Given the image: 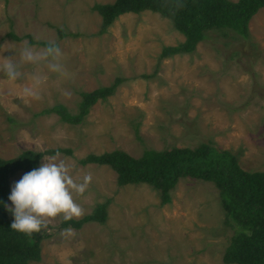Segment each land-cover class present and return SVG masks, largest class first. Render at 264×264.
I'll return each instance as SVG.
<instances>
[{"label": "rangeland", "instance_id": "obj_1", "mask_svg": "<svg viewBox=\"0 0 264 264\" xmlns=\"http://www.w3.org/2000/svg\"><path fill=\"white\" fill-rule=\"evenodd\" d=\"M113 1L0 0V45L14 42L19 49L26 36L34 42L35 37L53 39L65 67L75 74L70 80L49 74L43 99L26 103L20 93L32 67L25 66L24 78L16 82L0 73V157L12 158L24 149H70L59 153L73 165V175L93 176L76 202L86 215L106 201L102 223L62 228V216L53 219L39 241L40 259L28 264H224L232 231L223 225L210 182L181 178L170 201L160 204L150 186H118L109 166L78 161L114 149L138 157L146 148L209 142L228 150L243 170L264 171V7L249 18L245 38L230 30H207L192 51L160 58L161 48L181 43L182 34L149 10L123 13L99 32L101 19L92 6ZM115 78L120 83L113 94L98 99L77 123L39 114L55 104L75 114L80 92ZM50 156H42L36 168ZM24 174L9 178L8 197ZM8 197L5 205L13 207ZM66 228L74 229V237H61Z\"/></svg>", "mask_w": 264, "mask_h": 264}, {"label": "trees", "instance_id": "obj_2", "mask_svg": "<svg viewBox=\"0 0 264 264\" xmlns=\"http://www.w3.org/2000/svg\"><path fill=\"white\" fill-rule=\"evenodd\" d=\"M264 0H114L112 3L94 4L92 10L100 16L102 32L119 15L149 10L167 18L173 28L182 34L183 41L174 46L162 47L159 57L187 53L204 37L207 30L224 33L230 30L247 37V22ZM60 37L64 35L57 30ZM14 40L20 37L12 33ZM44 46L45 42L33 41ZM120 83L115 78L109 85L97 87L90 92H80V101L75 114L69 113L61 104H55L40 113H54L59 120L69 124L79 122L89 107L98 99L104 100L113 94ZM57 152L71 153L70 149H45L42 151L21 150L12 158L0 157V264H28L38 261L39 241L47 234L44 229L26 236L11 229L13 216L6 210L9 194V178L17 171L25 173L37 167L44 155ZM81 165L94 163L109 166L116 173V184L143 183L158 192L160 204L170 201V191L181 178L210 182L217 190L223 213V225L232 233L222 253L224 264H264V171H246L237 163L228 150L220 149L209 142L190 147L169 149H144L138 157L121 150L100 154H87L78 161ZM106 201L97 203L90 213L80 219L60 221V227L80 228L89 221L104 222Z\"/></svg>", "mask_w": 264, "mask_h": 264}, {"label": "clouds", "instance_id": "obj_3", "mask_svg": "<svg viewBox=\"0 0 264 264\" xmlns=\"http://www.w3.org/2000/svg\"><path fill=\"white\" fill-rule=\"evenodd\" d=\"M39 41V37H35ZM10 52L13 55H0V73L10 82L24 78L23 68L31 66L28 76L29 83L21 89V98L26 102L43 99L44 86L49 74H55L59 79L70 80L75 74L64 64V53L53 39L46 40L43 47L30 41L21 42L19 49L14 42L0 45V53ZM66 98L72 93L64 90ZM39 168L25 173L15 182L8 199L13 207L6 210L13 216L10 227L12 230L26 236L39 233L46 229L50 222L62 216L64 221L80 219L85 215V209L76 202L75 197L83 196L92 182L90 172L77 178L73 175V165L66 158H60V153L43 159ZM62 238L68 239L75 235L72 228L61 230Z\"/></svg>", "mask_w": 264, "mask_h": 264}]
</instances>
